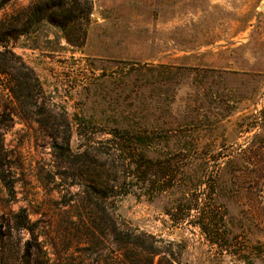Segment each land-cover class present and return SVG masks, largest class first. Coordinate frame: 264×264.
<instances>
[{"label": "rangeland", "instance_id": "1", "mask_svg": "<svg viewBox=\"0 0 264 264\" xmlns=\"http://www.w3.org/2000/svg\"><path fill=\"white\" fill-rule=\"evenodd\" d=\"M249 262L264 0H0V264Z\"/></svg>", "mask_w": 264, "mask_h": 264}, {"label": "trees", "instance_id": "2", "mask_svg": "<svg viewBox=\"0 0 264 264\" xmlns=\"http://www.w3.org/2000/svg\"><path fill=\"white\" fill-rule=\"evenodd\" d=\"M61 4V3H60ZM42 19L44 18L41 17ZM114 135L115 134H119L121 133L122 135H120V139L123 138L124 134H130V131H127V130H116L114 131ZM134 134H137V133H134ZM117 136V135H116ZM152 159L147 157L144 152H142L141 154H139V156H137L136 159L132 160V161H129L128 162V166L131 168V171L128 175H127V178L132 181L133 179H136V176H138L139 178L142 179V181L144 180H147L148 178V174L150 172H148V169L150 167H152ZM162 168V167H160ZM160 173L161 176H164L166 173L165 171H162L161 169L158 171ZM135 175V176H134ZM201 224V223H200ZM201 226V225H200ZM248 264H252V262H249Z\"/></svg>", "mask_w": 264, "mask_h": 264}]
</instances>
